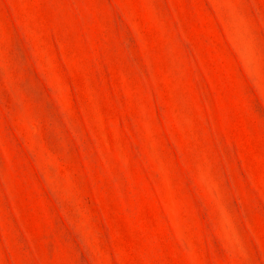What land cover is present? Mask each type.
Instances as JSON below:
<instances>
[{"label":"rangeland","instance_id":"1","mask_svg":"<svg viewBox=\"0 0 264 264\" xmlns=\"http://www.w3.org/2000/svg\"><path fill=\"white\" fill-rule=\"evenodd\" d=\"M0 264H264V0H0Z\"/></svg>","mask_w":264,"mask_h":264}]
</instances>
